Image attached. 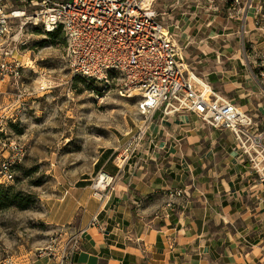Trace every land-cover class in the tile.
<instances>
[{
    "label": "crops",
    "instance_id": "1",
    "mask_svg": "<svg viewBox=\"0 0 264 264\" xmlns=\"http://www.w3.org/2000/svg\"><path fill=\"white\" fill-rule=\"evenodd\" d=\"M202 21L190 26V18L182 19L177 42L187 69L250 113L262 130L258 54L264 42L257 37L261 43L249 44L254 35L241 34L240 24L223 15L209 26ZM16 90L2 87L0 109L11 105ZM23 100L22 110L31 108L33 92ZM144 148L140 159L120 168L112 156L101 158L97 171L114 177L105 199L93 196V177H87L47 202L51 231L80 237L72 264H264V183L230 130L211 127L190 112L160 110L148 124ZM177 189L181 196L169 195ZM94 217L97 225L91 224ZM245 236L251 245L240 241ZM16 260L55 264L33 254Z\"/></svg>",
    "mask_w": 264,
    "mask_h": 264
},
{
    "label": "built area",
    "instance_id": "2",
    "mask_svg": "<svg viewBox=\"0 0 264 264\" xmlns=\"http://www.w3.org/2000/svg\"><path fill=\"white\" fill-rule=\"evenodd\" d=\"M156 0H0V97L2 87H15V99L0 109V184L9 185L22 164L27 147L6 122H15L29 91L23 84L26 70L36 74V91L46 92L51 83L44 69L37 70L34 60L24 58L27 45L23 31L39 28L43 32L59 29L65 40L66 62L73 75L94 81L104 90L137 98L143 123L115 154L116 166L125 165L144 151L148 124L156 111L163 114L190 112L214 128L232 132L241 153L257 178L264 183V128L259 130L253 116L222 98L204 80L187 69L182 48L177 42L179 20L170 25L154 9ZM178 3V0H176ZM202 25H212L214 16L223 15L240 24L241 34L254 35L249 44L264 42V0H200ZM259 77H264V47L259 51ZM150 141V139H149ZM114 177L99 171L92 180V194L105 199ZM180 189L170 196H181ZM92 225L98 221L94 217ZM245 239V238H244ZM76 233L54 231L47 242L36 248L35 258L49 257L55 264H72L79 248ZM0 264L21 263L12 257Z\"/></svg>",
    "mask_w": 264,
    "mask_h": 264
},
{
    "label": "rangeland",
    "instance_id": "3",
    "mask_svg": "<svg viewBox=\"0 0 264 264\" xmlns=\"http://www.w3.org/2000/svg\"><path fill=\"white\" fill-rule=\"evenodd\" d=\"M198 3L200 0H156L154 9L167 25L186 17L192 26L203 13L199 7L193 14ZM23 32L28 40L21 50L23 57L33 59L37 70L47 72L52 87L37 92L36 74L24 72L23 84L33 92L35 103L21 108L15 122H9L28 151L14 180L0 184V259L34 257L36 248L54 232L47 221V202L60 197L61 190L75 181L93 180L103 163L101 158L109 155L115 160V154L144 120L136 97L120 96L73 75L61 30L56 36L39 28ZM182 55L185 59L183 49ZM138 158L141 156L133 159ZM240 241L252 244L246 236Z\"/></svg>",
    "mask_w": 264,
    "mask_h": 264
},
{
    "label": "trees",
    "instance_id": "4",
    "mask_svg": "<svg viewBox=\"0 0 264 264\" xmlns=\"http://www.w3.org/2000/svg\"><path fill=\"white\" fill-rule=\"evenodd\" d=\"M59 31H60V30L57 29V30H55L54 32H48V33H50L51 36H56V35L58 34Z\"/></svg>",
    "mask_w": 264,
    "mask_h": 264
}]
</instances>
